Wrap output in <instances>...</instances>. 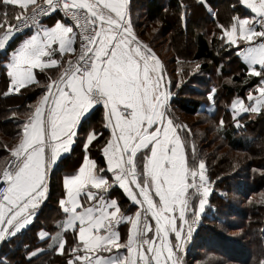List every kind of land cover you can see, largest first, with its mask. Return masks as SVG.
Returning <instances> with one entry per match:
<instances>
[{"label":"snow or ice","instance_id":"6c2138e0","mask_svg":"<svg viewBox=\"0 0 264 264\" xmlns=\"http://www.w3.org/2000/svg\"><path fill=\"white\" fill-rule=\"evenodd\" d=\"M238 2L248 14L227 23L218 22L209 0H178L177 6L185 27L195 7L213 16L222 49L234 50L248 77L257 78L246 95L229 101L233 127L240 130L244 115L264 116V0ZM132 7V0H0V52L7 54L0 95L42 88L18 121L17 143L5 145L10 155L0 168V243L34 224L49 199L51 173L79 138L87 114L102 106V125L110 129L101 149L104 166L90 156L102 133H84L82 164L62 178L60 217L51 229L37 231L38 243L25 245L26 264L49 252L63 257L62 264H185L184 249L214 182L196 134L172 116V81L136 33ZM200 69L197 63L179 71L195 75ZM217 91L213 86L207 93L212 115ZM225 123L221 117L217 128ZM116 188L128 206L113 196ZM0 264L13 261L0 256Z\"/></svg>","mask_w":264,"mask_h":264},{"label":"trees","instance_id":"16d2710c","mask_svg":"<svg viewBox=\"0 0 264 264\" xmlns=\"http://www.w3.org/2000/svg\"><path fill=\"white\" fill-rule=\"evenodd\" d=\"M143 1L145 4V16L149 20L152 22L159 21L163 27L162 31L167 33L168 36L172 34L173 30H176V33L168 39L173 45L171 47L173 54L170 59L171 64L176 66L174 69L178 70L176 79L171 80V91L173 95L171 98L172 109L170 108V110L176 123H178L180 118L177 114V116H174L172 110H176L184 115H196L200 112H205L210 114V118L213 122H216L215 130L218 136L225 142L226 146L231 151H239L244 154L247 152L250 153L252 145H254V142L258 141L259 138H261V144H264V116L258 115L255 118L250 119L248 115H244L242 117V123L246 125V128L237 130L233 127V119L229 112V101L235 98L236 95H246V90L249 87H252L254 82L258 81L255 77H248L245 62L235 55L234 50H228L226 48L222 49L220 41L216 38L218 37L219 32L216 28L217 21L215 18L210 16L204 8L195 7L194 11H189L188 24L187 27H185L183 21L180 19L182 12L177 6L178 0ZM187 2L192 3V0H187ZM209 3L212 10L218 13L219 23H227L232 15L248 14L246 8L242 7L238 0H209ZM233 6L235 7L233 8ZM213 33H215V36H213ZM138 36L139 38L141 37L140 39L144 42L141 33H139ZM180 38H182V42L179 41ZM147 44L151 45L149 42ZM152 49L159 56L157 51L154 48ZM6 55V53L0 52V92H3L7 85V77L4 67ZM161 61L164 65L163 58ZM197 63L201 65V69L199 71L207 74L211 73L215 67H218L219 70L222 68L223 76L220 75L219 71L216 76L215 83L212 84V78H209L204 83L206 86L203 87V89H198V87H189V92L193 93H190L187 97H183L184 95H179V92L182 90H180V88L185 85H181V81L185 83L187 80H194V77H191V75H184L183 73H180L179 70L181 68L190 70ZM171 71L174 72V70ZM38 78L42 83L46 82L45 78L40 75ZM246 79L247 83H245ZM213 86H215L218 90L214 105L216 109L215 115H212L208 110L209 102L207 99V93ZM41 94L42 88L37 87L28 92H24L23 94H10L8 96L0 95L1 104L19 101L16 105L11 104L7 106L6 111L11 113H8V116L0 123V133L8 138V140H4L0 137V166L3 164L1 168H3L7 161L5 158L10 155L5 145L11 147L17 143V134L20 132V125L18 121L22 122L26 118V116L30 113L29 105H35ZM13 113H16L15 117H13ZM102 116L103 108L100 106H96L88 114L86 122H84L79 131V138L76 140L70 152L59 161L51 173L49 199L42 206V211L36 218L34 224L11 242L0 243V256L7 257L9 260L13 261V264H17V262L18 264H26L23 256L25 245H35L38 243L36 240L37 231L42 228L51 229L53 221L59 219L60 210L57 207V200L61 195V173L63 171H74L81 164L85 154L82 141L84 133L89 129L94 128L98 132L102 133V135L93 142L90 156L96 160L99 165L104 166L105 162L101 149L105 140L110 136V133L109 130L104 128L102 125ZM221 117H223L226 121L222 130L217 128V122ZM7 126H9L10 129H4V127L6 128ZM240 157L242 162L246 163L248 166H253V159L249 158V155H243ZM240 157H235L234 161ZM251 157L253 158V156ZM207 158L206 172L214 182V186H212L214 187V191L209 197V204L206 206L205 213L202 215L201 224L192 236L189 249H193V246H199L200 243L203 246L211 245L210 243H213L215 239L213 238L212 241L207 240L203 235H205L204 233L206 230H209L210 234L215 235L218 231L212 223L217 220V214H214L213 208L222 198L221 194L218 193L222 183H219L220 181L216 178V176L220 175L222 172H227L225 169H227L228 165L225 166L224 169H221V163H218L219 160L212 158L211 154H209ZM224 158L228 161L230 157L228 158V156L225 155ZM209 160H211V162ZM261 179L262 178L258 177V179H256L258 180L257 182H254L253 180V184L257 189L256 192L262 191V187H264ZM114 191L120 199V202L123 205L128 206L129 202L127 201V198L122 193L117 191V189ZM196 242L200 243L198 244ZM224 244L227 245L225 247L223 246L225 250L224 253L228 252L230 256H233L232 254L235 252L233 247H236L241 255L239 257L244 259L248 264H263L262 261L252 259L253 254L247 253V257L242 256V250L237 246H232L233 244L231 242L226 241ZM258 246V250H260L261 245L259 244ZM189 252L186 254L192 255V252ZM62 261L63 257L49 252L39 257V259L34 260L33 264H62ZM245 261L240 260L243 264H246Z\"/></svg>","mask_w":264,"mask_h":264},{"label":"rangeland","instance_id":"374dc122","mask_svg":"<svg viewBox=\"0 0 264 264\" xmlns=\"http://www.w3.org/2000/svg\"><path fill=\"white\" fill-rule=\"evenodd\" d=\"M132 5V19L136 33H141L144 42H149L151 44L150 46L159 54V58H163L166 69L165 79H176L178 70L174 69L176 66L172 65L170 60L171 56H173L171 50L173 45L170 43V40H168L170 36L176 33V30H173L172 34L168 36L167 33L162 31L163 27L159 21L152 22L149 20L145 16V4L143 0H132ZM179 41L182 42V38H180ZM171 70H174V72ZM218 73L219 68L215 67L211 73L207 74L199 71L197 74L191 75V77H194V80H187L185 83H181V85H185L180 88V90H182L179 92V95L187 97L190 93H193L189 92V87L203 89V87L206 86L204 83L209 78H212V84L215 83ZM18 103L19 101L6 104L0 103V123L8 116V113H11L6 111L7 106L11 104L16 105ZM172 111L174 116L178 115L180 118L178 124L189 125L192 132L196 134L195 143L199 155L205 159V161L208 159L207 156L211 154L212 158L219 160L218 163H221V169H224V167L228 165L227 169H225L227 172H222L220 175L216 176L220 181L219 183H222L218 191L222 198L213 208L214 214H217V220L212 223L218 231L215 235L210 234L209 230L205 229L206 232L204 233L205 235H203L205 239L212 241L214 238L215 241L207 246H203L200 242V244L196 242L199 246H193V249H189L187 243L183 254L185 264H243L240 260H245L239 257L241 255L236 247H233L235 250L232 254L233 256H230L228 252L224 253V247L227 246L224 244L226 241L231 242L233 244L232 246H237L241 249L242 256L247 257V253L253 254L254 257L252 256V259L262 261L264 264V187H262V191L256 192V186L253 184V180L257 182L258 180L256 179L260 177L262 178L261 181H263L262 185H264V144H261V138L254 142L250 153L247 152L244 154L239 151H231L226 146L225 142L218 136L215 130L216 122L211 120L209 113L200 112L196 115H184L176 110ZM255 117L256 116L251 119ZM8 127L9 126L6 128L4 127V129H10V127ZM0 137L4 140H8V138L1 133ZM225 155L231 159L229 158L227 161L224 158ZM243 155H249V158L253 159L252 167L241 161L240 156ZM251 156H253V158ZM235 157L240 158L234 161ZM209 161L211 162V160ZM2 165L3 164H1L0 168ZM201 220L202 217L199 226ZM199 226L196 229H198ZM259 244L261 245L260 250H258ZM189 251L192 252V255L186 254ZM245 263L248 264L246 261Z\"/></svg>","mask_w":264,"mask_h":264},{"label":"crops","instance_id":"0c3cea01","mask_svg":"<svg viewBox=\"0 0 264 264\" xmlns=\"http://www.w3.org/2000/svg\"><path fill=\"white\" fill-rule=\"evenodd\" d=\"M248 12H249V10L248 9H246ZM52 21H46V23H51ZM38 71V70H37ZM40 76L41 77H43V78H45V76H44V74H40ZM251 90V87H249L247 90H246V93L248 92V91H250ZM92 111V110H91ZM90 111V112H91ZM104 111V110H103ZM87 116H88V114H87ZM109 130V133H110V129H108ZM75 144V143H74ZM73 144V145H74ZM73 145H72V147H73ZM71 147V148H72ZM70 152V151H69ZM68 152V153H69ZM68 153H62V155H61V158H60V160L65 156V155H67ZM85 155V154H84ZM84 157V156H83ZM104 158V157H103ZM93 159V158H92ZM59 160V161H60ZM83 161V160H82ZM104 162H105V159H104ZM59 163V162H58ZM81 164H82V162H81ZM80 164V165H81ZM79 165V166H80ZM78 166V167H79ZM78 167H77V169H78ZM75 171V170H74ZM74 171H63L62 173H61V180H60V184H61V182H62V178L66 175V174H69V173H72V172H74ZM117 189V191H119L120 193H122V190H120L119 188H116ZM116 192L114 191L113 192V196L114 197H117V195L115 194ZM123 194V193H122ZM207 206V205H206ZM203 215V214H202ZM124 231H125V229L123 228V226L121 227V232H122V235L124 234ZM71 238V237H70ZM191 241H192V238L189 240V242H188V246L190 245V243H191ZM56 264H60V263H56Z\"/></svg>","mask_w":264,"mask_h":264},{"label":"built area","instance_id":"2783aa9c","mask_svg":"<svg viewBox=\"0 0 264 264\" xmlns=\"http://www.w3.org/2000/svg\"><path fill=\"white\" fill-rule=\"evenodd\" d=\"M100 107H102V106H100ZM7 166V161H6V163L4 164V166L3 167H6ZM0 183H2V182H0Z\"/></svg>","mask_w":264,"mask_h":264},{"label":"water","instance_id":"95a60500","mask_svg":"<svg viewBox=\"0 0 264 264\" xmlns=\"http://www.w3.org/2000/svg\"><path fill=\"white\" fill-rule=\"evenodd\" d=\"M156 53V52H155ZM158 56V55H157ZM158 58H159V56H158ZM160 59V58H159ZM161 60V59H160Z\"/></svg>","mask_w":264,"mask_h":264}]
</instances>
